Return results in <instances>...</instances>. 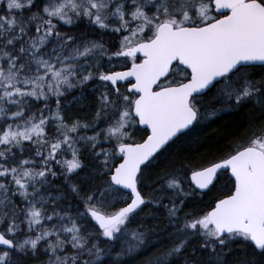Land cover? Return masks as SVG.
Returning <instances> with one entry per match:
<instances>
[{
    "label": "snow or ice",
    "instance_id": "obj_1",
    "mask_svg": "<svg viewBox=\"0 0 264 264\" xmlns=\"http://www.w3.org/2000/svg\"><path fill=\"white\" fill-rule=\"evenodd\" d=\"M0 264H264V0H0Z\"/></svg>",
    "mask_w": 264,
    "mask_h": 264
},
{
    "label": "trees",
    "instance_id": "obj_2",
    "mask_svg": "<svg viewBox=\"0 0 264 264\" xmlns=\"http://www.w3.org/2000/svg\"><path fill=\"white\" fill-rule=\"evenodd\" d=\"M72 94L74 95L75 92ZM70 98L71 96H69ZM72 111H76L75 107ZM242 119L243 112H226L221 113L217 118H213L197 126L191 133L192 137L200 138L199 151L196 152V157L211 158L212 155H220L227 151L226 145L231 140V134L236 131V126ZM192 207L198 208V202H194Z\"/></svg>",
    "mask_w": 264,
    "mask_h": 264
}]
</instances>
